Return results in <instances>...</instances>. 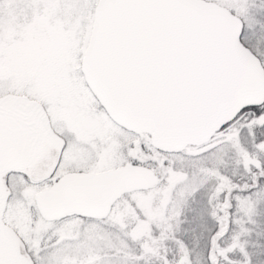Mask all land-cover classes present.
Wrapping results in <instances>:
<instances>
[{"label": "snow or ice", "instance_id": "snow-or-ice-1", "mask_svg": "<svg viewBox=\"0 0 264 264\" xmlns=\"http://www.w3.org/2000/svg\"><path fill=\"white\" fill-rule=\"evenodd\" d=\"M0 264H264V0H0Z\"/></svg>", "mask_w": 264, "mask_h": 264}]
</instances>
